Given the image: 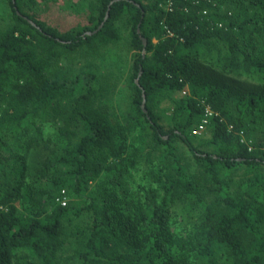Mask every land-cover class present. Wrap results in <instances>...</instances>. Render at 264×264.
<instances>
[{
  "label": "trees",
  "instance_id": "1",
  "mask_svg": "<svg viewBox=\"0 0 264 264\" xmlns=\"http://www.w3.org/2000/svg\"><path fill=\"white\" fill-rule=\"evenodd\" d=\"M61 1L1 0L0 264H264V0H91L67 31L34 13ZM124 18L121 117L66 64Z\"/></svg>",
  "mask_w": 264,
  "mask_h": 264
},
{
  "label": "rangeland",
  "instance_id": "2",
  "mask_svg": "<svg viewBox=\"0 0 264 264\" xmlns=\"http://www.w3.org/2000/svg\"><path fill=\"white\" fill-rule=\"evenodd\" d=\"M90 2L92 1L66 0L57 4L40 3L34 13L39 19L60 31H67L87 22L85 15ZM1 3L0 0V27H7L10 24L11 11L6 6L2 9ZM119 31L121 34L119 42L101 49L94 56L78 55L69 60L66 65L76 73L82 70L96 71L114 102L117 113L122 117L133 111L132 93L129 91L128 81L132 74L134 52L130 47V27L126 18L120 22ZM182 95L185 94H179V96ZM161 109L160 112L166 118L170 117L169 102L163 103ZM202 135H209L207 129Z\"/></svg>",
  "mask_w": 264,
  "mask_h": 264
},
{
  "label": "built area",
  "instance_id": "3",
  "mask_svg": "<svg viewBox=\"0 0 264 264\" xmlns=\"http://www.w3.org/2000/svg\"><path fill=\"white\" fill-rule=\"evenodd\" d=\"M183 93L186 94L187 91H184ZM209 116H212V112L210 111V109L207 110V117ZM208 124H209L208 119L207 118L204 119L203 122L199 125V127L193 131V135L201 136L206 131ZM63 205H66L65 201Z\"/></svg>",
  "mask_w": 264,
  "mask_h": 264
},
{
  "label": "water",
  "instance_id": "4",
  "mask_svg": "<svg viewBox=\"0 0 264 264\" xmlns=\"http://www.w3.org/2000/svg\"><path fill=\"white\" fill-rule=\"evenodd\" d=\"M115 1H119V0H115ZM115 1H114V2H115ZM18 14L21 15L20 12H18ZM107 18H108V14H107L106 20H107ZM29 22H30L31 24H33L34 26H36L32 21L29 20ZM103 25H104V23L101 25V27H102ZM101 27H100V28H101ZM100 28H99V29H100ZM89 35H91V33H89ZM144 43L146 44V40H144ZM143 110H144L145 112H147V110H146V108H145V104H143Z\"/></svg>",
  "mask_w": 264,
  "mask_h": 264
}]
</instances>
